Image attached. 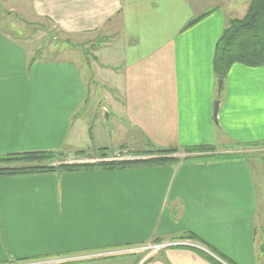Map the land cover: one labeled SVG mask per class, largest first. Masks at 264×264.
<instances>
[{
	"label": "crops",
	"instance_id": "crops-1",
	"mask_svg": "<svg viewBox=\"0 0 264 264\" xmlns=\"http://www.w3.org/2000/svg\"><path fill=\"white\" fill-rule=\"evenodd\" d=\"M229 1L27 0L28 20L98 39L104 59L116 52V68L95 72L114 95L106 104L86 96L71 61L28 65L24 44L0 25V155L105 149L139 158L264 140V67L234 64L217 91ZM263 228L264 168L251 161L0 177V264H130L117 253L156 241L195 247L145 264H264ZM189 234L200 243L182 239Z\"/></svg>",
	"mask_w": 264,
	"mask_h": 264
},
{
	"label": "trees",
	"instance_id": "trees-1",
	"mask_svg": "<svg viewBox=\"0 0 264 264\" xmlns=\"http://www.w3.org/2000/svg\"><path fill=\"white\" fill-rule=\"evenodd\" d=\"M203 16L192 20L187 26L193 25ZM33 62L34 60H31L30 64ZM234 64H242L248 67H264V0H251L244 17L227 22V26L218 41L213 62L214 72L218 80H223L230 67ZM248 149H264V140L247 144L231 142L221 149L211 146L189 147L181 151L175 149H154L142 154L139 158L120 161L103 160L112 153L105 149L97 150L94 153L85 150L68 151L66 149L12 153L0 155V177L60 175L97 169L114 170L141 166L158 167L179 162H196L201 159H239L250 162L255 156L246 153H225L226 151H245ZM254 155L258 156L257 154ZM94 158L98 159V161L77 162L79 159ZM73 159L76 161H73ZM260 159L264 161V154L260 156ZM260 235L259 253L264 258V228L260 230ZM182 239L200 243L192 234L183 236ZM206 258L210 259L208 256ZM149 260L148 258L144 264ZM19 262L21 261H16L15 263Z\"/></svg>",
	"mask_w": 264,
	"mask_h": 264
},
{
	"label": "rangeland",
	"instance_id": "rangeland-1",
	"mask_svg": "<svg viewBox=\"0 0 264 264\" xmlns=\"http://www.w3.org/2000/svg\"><path fill=\"white\" fill-rule=\"evenodd\" d=\"M27 0H0V25L5 33H8L12 39L17 40L24 44L28 52V65L31 60L36 61H71L75 63L78 68L79 74H82L86 87V96L95 97L96 103L106 104L112 100L114 93L111 90H106L102 85L97 83L98 79L95 72L99 70L97 66L108 68H116L111 63L115 60L116 52L113 50L114 55L108 56L110 59H104L98 53L99 47H102L97 40L84 41L76 38L68 37L60 30L55 28L52 24L44 21L33 22L28 20L29 4ZM221 1V0H220ZM251 0H231L226 4H222L221 10L227 15V22L230 20H239L244 17ZM227 26V25H226ZM107 38H104V41ZM101 45V46H100ZM104 54L110 55V51H104ZM110 52V53H109ZM101 58V59H100ZM103 60L107 61L104 62ZM33 62V63H34ZM32 64V63H31ZM30 64V65H31ZM151 151V150H149ZM237 154L246 153L252 156V163H260L261 168H264V161L260 156L264 154V149H248L226 151L225 153ZM257 154L258 156L254 155ZM129 155V154H127ZM140 157V156H139ZM136 158V157H135ZM98 159H79L77 162L96 161ZM73 161H76L73 159ZM136 249V250H135ZM133 252H127L118 259H123V262H130V264H144L148 259L147 251H142L135 248ZM132 250V249H131ZM133 253V254H132ZM129 260V261H125Z\"/></svg>",
	"mask_w": 264,
	"mask_h": 264
},
{
	"label": "built area",
	"instance_id": "built-area-1",
	"mask_svg": "<svg viewBox=\"0 0 264 264\" xmlns=\"http://www.w3.org/2000/svg\"><path fill=\"white\" fill-rule=\"evenodd\" d=\"M128 153L126 151L123 150H117L111 153V155L109 157H107L106 159L103 160H110V161H120V160H131L133 159L132 157H130V155H127ZM98 161V160H96ZM175 247H195V245L191 242H180V241H176V242H167V243H149L146 246L139 248L142 251H147V257L149 258L150 256H152L153 254H156L158 252H160L161 250L164 249H168V248H175ZM136 250V249H135ZM135 250H124L122 252H118L117 255L120 254H124L127 252H133ZM111 254H93L91 255V257H104V256H110ZM220 264H226L222 261H220Z\"/></svg>",
	"mask_w": 264,
	"mask_h": 264
},
{
	"label": "water",
	"instance_id": "water-1",
	"mask_svg": "<svg viewBox=\"0 0 264 264\" xmlns=\"http://www.w3.org/2000/svg\"><path fill=\"white\" fill-rule=\"evenodd\" d=\"M223 89V80H218L217 82V91L218 93H220ZM220 102L219 101H215L214 103V115H216L218 108H219Z\"/></svg>",
	"mask_w": 264,
	"mask_h": 264
}]
</instances>
